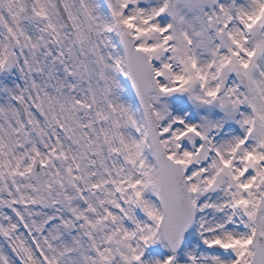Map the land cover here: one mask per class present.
Here are the masks:
<instances>
[{
  "label": "snow or ice",
  "instance_id": "6c2138e0",
  "mask_svg": "<svg viewBox=\"0 0 264 264\" xmlns=\"http://www.w3.org/2000/svg\"><path fill=\"white\" fill-rule=\"evenodd\" d=\"M0 264H264V0H0Z\"/></svg>",
  "mask_w": 264,
  "mask_h": 264
}]
</instances>
